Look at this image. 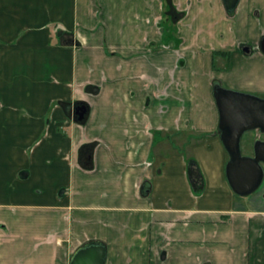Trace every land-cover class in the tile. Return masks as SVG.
<instances>
[{"label": "crops", "instance_id": "crops-1", "mask_svg": "<svg viewBox=\"0 0 264 264\" xmlns=\"http://www.w3.org/2000/svg\"><path fill=\"white\" fill-rule=\"evenodd\" d=\"M262 38L264 0H0V264H264V177L230 189L212 95L264 97Z\"/></svg>", "mask_w": 264, "mask_h": 264}, {"label": "water", "instance_id": "water-1", "mask_svg": "<svg viewBox=\"0 0 264 264\" xmlns=\"http://www.w3.org/2000/svg\"><path fill=\"white\" fill-rule=\"evenodd\" d=\"M239 0H223L227 14H233ZM264 54V38L260 41ZM212 95L219 115L218 135L228 155L226 181L234 194L248 196L261 185L264 177V141L255 140L252 155L241 153L242 137L252 131L264 134V97L225 89L219 83L212 86ZM67 113L78 122L84 120L87 108L83 104L68 107ZM106 248L93 242L79 248L69 264H104Z\"/></svg>", "mask_w": 264, "mask_h": 264}, {"label": "rangeland", "instance_id": "rangeland-1", "mask_svg": "<svg viewBox=\"0 0 264 264\" xmlns=\"http://www.w3.org/2000/svg\"><path fill=\"white\" fill-rule=\"evenodd\" d=\"M212 19V20H211ZM199 23H198V25L201 27V28H205V27H207V26H215L216 24V28L217 29H219V30H223L224 28H227L228 27V25H229V20H226L227 21V24L226 23H224V22H222L221 20H219V17H218V15L217 14H214V15H207V18L206 19H202V17H200L199 18ZM203 24H205V25H203ZM208 24V25H207ZM159 26L161 27V28H163L164 29V31L166 32V33H169V30L171 29L172 31H175L174 29H178V28H176L175 26H172L171 25V27H169V25H168V23L165 21V20H163L160 24H159ZM165 33V34H166ZM167 43H165V41H163V45H167L168 44V41H166ZM226 89V88H225ZM228 89V88H227ZM235 91V90H234ZM239 92V91H238ZM241 93H243V92H241ZM253 132V131H252ZM252 132H248V133H252ZM244 136L242 137V141H241V153H242V155H244V156H251L252 155V151L251 150H246V149H244V147H243V144H244ZM26 152L27 153H30V152H32V147H30L28 150H26ZM248 154V155H247ZM18 177H19V179L20 180H26L28 177H29V173H28V171L27 170H21V171H19V173H18ZM259 189H261V187L259 188ZM258 189V190H259ZM257 190V191H258Z\"/></svg>", "mask_w": 264, "mask_h": 264}, {"label": "trees", "instance_id": "trees-1", "mask_svg": "<svg viewBox=\"0 0 264 264\" xmlns=\"http://www.w3.org/2000/svg\"><path fill=\"white\" fill-rule=\"evenodd\" d=\"M74 120L76 122H78L75 118H74ZM84 120H85V118H84ZM84 120L79 122V123H83ZM187 166H188V176L190 178V183L194 189V193L199 194L201 192V189L200 188H199V190L196 189V184L200 181L199 176L195 175V173H197V171H198L196 162L193 159H188L187 160Z\"/></svg>", "mask_w": 264, "mask_h": 264}]
</instances>
